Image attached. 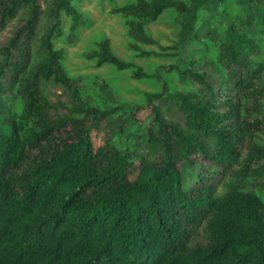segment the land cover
Returning a JSON list of instances; mask_svg holds the SVG:
<instances>
[{"label": "trees", "instance_id": "trees-1", "mask_svg": "<svg viewBox=\"0 0 264 264\" xmlns=\"http://www.w3.org/2000/svg\"><path fill=\"white\" fill-rule=\"evenodd\" d=\"M217 1L132 0L111 11L125 19L131 50L177 56L198 42V12ZM238 2L249 6L224 15L220 37L209 27L200 35L216 47L217 87L195 58L159 66L194 89L172 90L158 74L159 90L144 92L136 109L149 108L150 121L145 152L134 157L115 141L133 113L91 104L54 47L62 14L70 36L85 24L71 0H0V32L16 19L0 47V264H264V142L255 141L264 132V50L242 31L264 34V0ZM167 10L179 17L171 48L146 30ZM84 57L135 80L153 76L119 58L108 39ZM50 87L67 102L51 101ZM111 119L116 135L95 147L92 128ZM206 165L232 176L225 190L210 183L218 171Z\"/></svg>", "mask_w": 264, "mask_h": 264}, {"label": "rangeland", "instance_id": "rangeland-1", "mask_svg": "<svg viewBox=\"0 0 264 264\" xmlns=\"http://www.w3.org/2000/svg\"><path fill=\"white\" fill-rule=\"evenodd\" d=\"M132 0H71L72 5L82 15L85 24L78 28L72 36L69 34L71 24L70 18L62 14L60 23V36L53 39L54 47L61 49L63 52L62 65L66 73L71 77H79L81 80L80 91L83 96L90 97V103L100 108H110L120 106L117 113L119 116L124 113H133V120H130L125 127L124 132L115 138L117 145L122 150L133 153L134 157L143 154L146 149V124L150 121V109L141 107L144 102V92L158 91L161 82L157 79L158 74L162 81L168 83L172 90H193L194 87L190 82H182L173 72L159 70L160 65H168L179 61L188 63L192 58L199 61L194 65L197 70L206 71L207 80L217 87V77L213 73L216 56V47L208 40H203L200 35L209 27L214 35L220 37L226 29L224 15H235L243 13L249 4L239 3L238 0H218L216 3L202 8L197 14L195 30L199 39L197 43H188L183 47L182 54L177 56L166 57H142L138 52L129 48L130 39L127 36V28L123 16L112 13V9L120 7ZM187 1V0H184ZM43 7L46 6V0H40ZM252 6V5H251ZM248 14L253 13L251 9L246 11ZM257 14L254 19H256ZM179 17L171 10H167L156 21L146 25V30L157 40L158 45L171 48L174 46L175 35L178 30ZM16 24V19L9 21L5 28L0 32V47L6 42L11 35ZM249 30L260 47L264 50V34L257 35L253 27L242 28V31ZM108 39L112 51L125 61H132L150 75L148 78L135 80L132 78L131 71H118L111 65L98 66L94 59H87L84 55L95 50L96 43L100 40ZM144 51L160 52L157 45H139ZM174 50H166V53ZM189 65V64H188ZM261 83H264V75ZM48 95L51 101H56L57 96L60 100L67 102L66 97L56 87H50ZM19 102L15 101L13 109L19 110ZM63 112V108H58ZM109 122H100L94 125L91 130V137L95 147L103 144L106 139L116 135V127L119 120L111 119ZM255 141L264 142V132L260 131L255 137ZM210 165L204 166L208 169ZM218 173H214L210 183L216 185L219 192L225 190V183L231 180L232 176L220 173V167H214ZM237 168V167H236ZM198 169H200L198 167ZM137 173V164L130 170V178L134 179ZM260 182V181H259ZM251 188V183L246 184ZM264 200V188L257 191Z\"/></svg>", "mask_w": 264, "mask_h": 264}]
</instances>
